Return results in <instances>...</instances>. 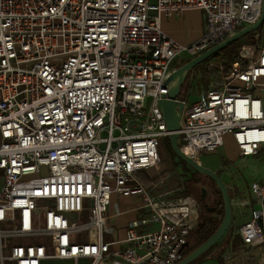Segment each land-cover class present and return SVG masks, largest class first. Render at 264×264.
Instances as JSON below:
<instances>
[{"label":"built area","instance_id":"2783aa9c","mask_svg":"<svg viewBox=\"0 0 264 264\" xmlns=\"http://www.w3.org/2000/svg\"><path fill=\"white\" fill-rule=\"evenodd\" d=\"M263 1L0 0V264L182 261L196 200L139 178L159 169L170 135L159 103L179 60L256 24ZM190 10L202 13L203 35L182 44L161 20ZM251 35L242 61L197 101L191 73L182 87L179 146L193 160L230 140L239 156L264 151V21ZM249 189L257 208L230 263L264 264V182ZM115 197L140 203L123 240Z\"/></svg>","mask_w":264,"mask_h":264},{"label":"rangeland","instance_id":"374dc122","mask_svg":"<svg viewBox=\"0 0 264 264\" xmlns=\"http://www.w3.org/2000/svg\"><path fill=\"white\" fill-rule=\"evenodd\" d=\"M246 45L245 41H240L237 48L242 50ZM188 59L189 58H186V60ZM186 60H179L178 66L187 63ZM208 64L213 66L211 70L208 69ZM227 65V59L219 53L194 69L191 72L194 78V84L190 94V102L197 101L198 97L201 96L210 85L219 82L222 74L225 73ZM169 144L168 139L163 140L159 169L157 171L152 170L148 173V178L153 182L150 185H144L148 188L158 185L159 187L156 191H161L162 193L172 192L170 198H177L180 196L189 197L191 195L194 197L197 196L198 190L192 191L187 182L192 173V169L185 166L186 163L177 157ZM198 160L199 164L214 171L218 175L225 186L231 190L232 195L234 194L235 188H239L240 191L249 195L248 187L250 184L264 178V151L252 157L239 156L237 148L231 140L227 141L225 147L220 150L211 153H203ZM43 174H46V171H44ZM240 222L241 221H238L236 224L239 225ZM233 224L235 225L234 216H232V225ZM158 229V225H152L148 227V229L144 228L140 231L145 233L148 230L156 231ZM233 239L235 240V244L239 243V237L237 235H234ZM185 254H187V252ZM204 256L200 259H203ZM53 264L65 263L56 262Z\"/></svg>","mask_w":264,"mask_h":264},{"label":"water","instance_id":"95a60500","mask_svg":"<svg viewBox=\"0 0 264 264\" xmlns=\"http://www.w3.org/2000/svg\"><path fill=\"white\" fill-rule=\"evenodd\" d=\"M263 21L264 1L261 18L256 24L242 28L224 42L217 44L202 55L190 60L189 62L179 67L168 80L169 91L166 97L167 99L159 103V108L163 113L167 130L170 132V135L167 139L170 143L171 149L179 159L186 163L188 167L199 174L207 176L215 183L222 196L223 202V211L220 215L221 219L217 221L219 222V225L215 232L198 247H193L194 249H187V254H185L184 259L177 264H192L196 262L202 256L206 255L210 250H212L215 246H217L221 241H223L229 234H231L233 209L231 202L232 193H230L231 190L225 186L218 175L214 171L203 167L196 160H193L190 157L186 156L181 151L179 146V130L183 106L176 100L181 94L183 85L186 83L190 73L194 69L221 53L228 46L239 42L253 32L258 31L262 26Z\"/></svg>","mask_w":264,"mask_h":264},{"label":"crops","instance_id":"0c3cea01","mask_svg":"<svg viewBox=\"0 0 264 264\" xmlns=\"http://www.w3.org/2000/svg\"><path fill=\"white\" fill-rule=\"evenodd\" d=\"M203 24L202 13L197 10L186 11L182 18L163 17L161 20L162 30L169 37L182 44L192 43L199 39L203 35ZM251 37L252 35L250 34L240 41H245L248 44ZM262 97L264 99V95ZM259 182H264V178L259 179ZM1 183L2 175L0 173V185ZM249 188L250 186L248 187L249 195L240 191L239 188H235L234 194L232 195V199L234 200L232 209L235 225H232L231 234L215 246L210 254L203 259H198L194 264H236L230 263V259L232 260L234 258L233 260H235L234 255L242 248L240 229L250 219L251 211L257 208L255 199ZM113 200V205L110 209V213L113 216L111 224L116 230L115 237L123 240L127 235L128 223L135 216L131 211L133 208L139 206L140 203L134 198L115 197ZM243 200H247L251 205L242 206L238 204V202L240 203ZM238 221H241L239 225L236 224ZM234 235L239 237V243L237 244H235V240L233 239Z\"/></svg>","mask_w":264,"mask_h":264},{"label":"flooded vegetation","instance_id":"af4514ba","mask_svg":"<svg viewBox=\"0 0 264 264\" xmlns=\"http://www.w3.org/2000/svg\"><path fill=\"white\" fill-rule=\"evenodd\" d=\"M187 182L192 191L198 190L197 196L191 195L197 202L198 223L190 236L186 250L194 249L206 241V239L202 241L205 231L212 223L221 219L223 211L222 196L210 178L192 170Z\"/></svg>","mask_w":264,"mask_h":264},{"label":"trees","instance_id":"16d2710c","mask_svg":"<svg viewBox=\"0 0 264 264\" xmlns=\"http://www.w3.org/2000/svg\"><path fill=\"white\" fill-rule=\"evenodd\" d=\"M238 43L239 42H236V43L230 45L229 47H227L225 50H223L221 52V55L224 58H226L227 59V62H228V65L225 68V72H227L229 70V66H230V64L232 62L242 61V58H241V55H240V50L237 48ZM147 175L148 174H145V173L144 174H140L139 175V178H140V180L142 181L143 184L150 185V184H152L153 181L150 180ZM218 225H219V222L212 223L211 226L208 228V230L205 231L204 236L202 238V241H204L205 239L207 240L215 232V230L217 229V226ZM212 250H210L205 256H207L208 254H210Z\"/></svg>","mask_w":264,"mask_h":264},{"label":"bare ground","instance_id":"6f19581e","mask_svg":"<svg viewBox=\"0 0 264 264\" xmlns=\"http://www.w3.org/2000/svg\"><path fill=\"white\" fill-rule=\"evenodd\" d=\"M199 162V160H197Z\"/></svg>","mask_w":264,"mask_h":264}]
</instances>
